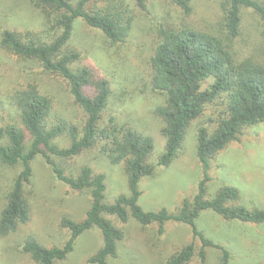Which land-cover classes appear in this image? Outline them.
<instances>
[{
  "label": "trees",
  "instance_id": "trees-1",
  "mask_svg": "<svg viewBox=\"0 0 264 264\" xmlns=\"http://www.w3.org/2000/svg\"><path fill=\"white\" fill-rule=\"evenodd\" d=\"M199 1L29 0L33 9L41 13L39 27L1 31V47L21 60L37 62L45 72L59 78L84 114L79 123L65 119L51 123L53 101L33 83L10 96L17 109L16 120L0 128V165H21L22 171L0 213V237L8 236L30 220L25 188L31 183L32 163L39 155L59 181L75 192H87L91 201L84 220L62 219L63 228L70 232L63 247H47L33 236L21 243V253L33 264L64 262L77 240L93 228L101 231L104 244L89 263L110 264L111 258L118 257L119 245L126 237L121 225L131 219L144 226L158 225L160 235L169 222L191 228L192 242L170 256L166 264H189L196 255V240L201 242L199 256L203 262L207 249L217 248L222 252V264H229L230 252L198 230L197 220L202 212L212 211L228 221L264 224V209L232 205L240 198L238 188L227 186L213 198L207 195L210 161L219 157L243 129L264 125V0H209L217 2L219 11L216 21L210 22L207 29L196 24ZM151 14L153 51L138 70L142 77H147L150 88L164 97L155 111L166 138L157 166L172 164L191 123L208 105L218 100L224 105L213 131L201 127L198 132L197 157L204 179L194 199H186L176 213L166 208L145 211L139 203L140 182L155 170L148 164L155 149L154 140L124 126L119 113L111 111L116 94L113 78L91 59L96 48L80 47L75 40L81 25L102 34L100 52L103 48L117 49L128 41L137 21ZM250 14L257 20L251 26L247 24ZM62 137L69 140L66 148L55 142ZM93 153H99L113 166L124 167L128 195H120L112 204L105 202L107 175L85 163ZM53 157L79 165L73 172Z\"/></svg>",
  "mask_w": 264,
  "mask_h": 264
},
{
  "label": "rangeland",
  "instance_id": "rangeland-1",
  "mask_svg": "<svg viewBox=\"0 0 264 264\" xmlns=\"http://www.w3.org/2000/svg\"><path fill=\"white\" fill-rule=\"evenodd\" d=\"M218 7L217 2H198L196 24L200 29H207L210 22L216 21ZM172 15L176 17V12L172 11ZM151 18L152 14L149 18L139 19L128 41L117 49L106 51L103 48L100 52L102 34L81 25L75 40L80 47L94 46L96 52L92 53L91 59L103 73L113 78L116 94L111 111L119 113V120L124 126H130L154 140L155 149L148 164L155 170L140 182L142 197L139 203L145 211L155 212L166 208L170 213H176L186 199H194L204 179L203 167L197 157L198 132L201 127L213 131L224 105L221 100L208 105L203 114L191 123L181 151L172 164L168 167L157 166L159 157L165 151L166 138L161 132L163 123L155 111L163 103L164 97L150 88L147 77H142L143 73L139 74L138 70L139 65L143 66L152 55L151 28L154 22ZM41 21V13L33 9L29 0H0V40L3 29L27 31L38 28ZM255 21V16L250 14L247 24L251 26ZM28 83L37 84L40 90L51 97V123L62 119L70 123L83 120L84 114L73 103L65 83L45 72L37 62L21 60L0 45V128L16 120L14 116L17 109L10 96L28 87ZM55 142L63 148L69 145L65 137ZM53 159L73 172L79 165H70L58 157ZM210 162L211 180L207 184L209 198L215 197L224 187L234 186L239 189L240 198L232 205L240 204L250 210L264 209V125L243 129L237 139ZM85 163L107 175L106 203L112 204L120 195L129 194L123 166L111 165L99 153L90 154ZM32 167V180L25 188L31 217L28 223L18 226L16 231L0 237V264H33L20 251L21 243L28 236L37 238L47 247H63L70 238V232L63 228L62 219L68 217L82 221L90 207V195L87 192H75L59 181L43 156H37ZM21 171V165H0V213ZM121 227L126 237L119 245L118 257L111 258L110 264H166L170 256L193 240L191 228L176 222L167 223L162 235L158 233V225L144 226L134 219ZM197 227L206 238L230 252L229 264H264V224L228 221L212 211H204L197 220ZM103 244L101 231L93 228L77 240L73 252L60 264H91L89 259ZM195 245L196 255L189 264H222L221 250L207 249L203 262L199 256L201 242L196 240Z\"/></svg>",
  "mask_w": 264,
  "mask_h": 264
}]
</instances>
